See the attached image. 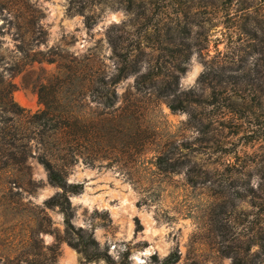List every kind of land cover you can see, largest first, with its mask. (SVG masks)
Masks as SVG:
<instances>
[{
	"label": "rangeland",
	"instance_id": "374dc122",
	"mask_svg": "<svg viewBox=\"0 0 264 264\" xmlns=\"http://www.w3.org/2000/svg\"><path fill=\"white\" fill-rule=\"evenodd\" d=\"M148 21L152 38L143 45L141 68L116 84L112 106L125 101L140 111L116 117L123 134L112 141L110 157L94 165L83 156L69 160L67 178L83 188L68 192L66 207L63 187L41 159L49 153L62 171L66 142L63 128H54L60 116L42 114L45 104L28 81L89 56L116 73L110 33L137 37ZM0 26V71L5 79L15 72L12 96L20 106L17 115L4 111L8 97L0 85V125L10 129L0 131V264H236L232 253L240 245L258 250L264 0H0ZM168 29L175 42L162 48L156 34L167 37ZM174 55L180 68L167 60ZM150 65L179 73L178 96L157 98L153 88L138 85L137 75ZM75 89L62 86L56 113L84 111L96 121L103 105L91 95L79 100ZM200 93L215 102L183 107ZM89 237L90 257L80 246ZM175 251L179 259L169 260ZM258 259L264 264V252Z\"/></svg>",
	"mask_w": 264,
	"mask_h": 264
},
{
	"label": "trees",
	"instance_id": "16d2710c",
	"mask_svg": "<svg viewBox=\"0 0 264 264\" xmlns=\"http://www.w3.org/2000/svg\"><path fill=\"white\" fill-rule=\"evenodd\" d=\"M84 6V5H83ZM84 10V9H81ZM93 16L90 14L86 15L87 23L92 25ZM159 23V22H158ZM1 27V26H0ZM41 27V26H40ZM149 28H153V23L148 21L146 23L145 34L139 35L137 37H131L125 35L124 33H110L109 41L114 49L115 55L117 56V72L111 75L104 69L97 66V61L95 57H87L84 59L76 60L73 65H67L65 71H58L56 74L45 76L44 79H33L28 81L39 93L41 100L45 104V108L42 114H49L53 117H59L61 120L60 124L54 126L55 129L63 128L62 133H64L66 145L62 146V171L57 165L53 163L49 157V153H43L41 155L42 161L46 164L49 169L50 179L61 185L63 190L62 195V205L69 207L70 199L68 197V192H79L83 188V184L80 182H70L67 178L68 169L66 165L70 164V159L74 158L77 160L79 156L89 160L90 164L101 163L104 158L110 157L113 150H116V146L113 145L112 141L119 139L123 134V129L119 128V119L116 117L121 116L129 117L133 116L135 113L140 111V106L135 105V103H129L124 101V105L112 108L116 104V99L119 94L116 90V84L130 73L138 72L141 68L143 59L145 58V41L150 37ZM160 27V29H162ZM169 34L167 37H161V33L156 34V39L159 43L165 42V47L168 44L175 42L174 34L170 29L167 30ZM179 55H174L173 58L167 59L171 65L176 68H180L181 62L179 61ZM55 59L49 58L48 61H54ZM41 61V60H40ZM60 67H58L59 69ZM61 70V69H59ZM3 71H0V85H3V90H5V96L8 97L7 101H4L3 109L9 113L17 115L19 113L18 106L12 96V91L16 86V83L11 77L15 75V72L9 75L5 79ZM160 74L162 77H160ZM136 81L140 86H148L151 89V93H156L157 98L162 96H168L174 94L178 96L177 90L180 86L179 84V73L176 70L167 71H156L155 67L150 65V68L141 72L137 75ZM162 81V84H159ZM76 84V93L79 100H85L87 95H91L92 99L96 100L98 104L103 105L104 109L100 111L97 115L96 121L88 120L85 117V112L75 115L72 110L66 111L64 113H56L58 108L54 103L59 99L58 97L62 95V86ZM158 85V86H157ZM2 94V91H0ZM187 103L183 105L184 108H188L192 103H214L215 101L209 100L203 97V93L198 96L186 97ZM127 101V100H126ZM181 102V100L179 101ZM181 104V103H180ZM171 108H177L175 102L169 101ZM230 106V105H226ZM118 110V111H116ZM0 131L2 134L8 133L10 129L8 125H0ZM71 135L74 137L71 138ZM20 139H29L27 133H21ZM133 149H126L125 151L131 152ZM23 150V154H25ZM25 156V155H23ZM163 155H159L158 159L161 161ZM54 202H59V197H53L51 199ZM259 248L253 253L250 252V242L245 246L240 245V250L236 249L233 255V260L236 264H262L258 258L264 252V234L259 235ZM95 243L94 237H89L84 244H80L82 250L90 257L92 256L89 251V244ZM100 252V251H99ZM243 252V253H242ZM105 255L112 259L110 254L104 251ZM179 252L175 251L170 254L168 259L172 261H177L179 259ZM253 255V256H251Z\"/></svg>",
	"mask_w": 264,
	"mask_h": 264
},
{
	"label": "bare ground",
	"instance_id": "6f19581e",
	"mask_svg": "<svg viewBox=\"0 0 264 264\" xmlns=\"http://www.w3.org/2000/svg\"><path fill=\"white\" fill-rule=\"evenodd\" d=\"M68 259V258H67Z\"/></svg>",
	"mask_w": 264,
	"mask_h": 264
}]
</instances>
